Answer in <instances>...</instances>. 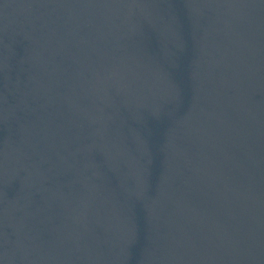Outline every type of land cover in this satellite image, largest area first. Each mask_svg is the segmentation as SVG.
Wrapping results in <instances>:
<instances>
[{
  "label": "water",
  "instance_id": "obj_1",
  "mask_svg": "<svg viewBox=\"0 0 264 264\" xmlns=\"http://www.w3.org/2000/svg\"><path fill=\"white\" fill-rule=\"evenodd\" d=\"M0 264H264V0H0Z\"/></svg>",
  "mask_w": 264,
  "mask_h": 264
}]
</instances>
